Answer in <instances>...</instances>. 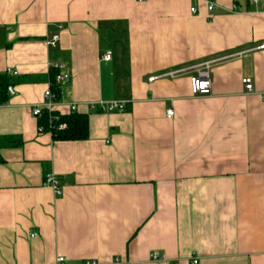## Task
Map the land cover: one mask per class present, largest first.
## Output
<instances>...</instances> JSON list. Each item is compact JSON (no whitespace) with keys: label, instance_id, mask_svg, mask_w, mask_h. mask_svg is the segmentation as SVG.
Instances as JSON below:
<instances>
[{"label":"crops","instance_id":"1","mask_svg":"<svg viewBox=\"0 0 264 264\" xmlns=\"http://www.w3.org/2000/svg\"><path fill=\"white\" fill-rule=\"evenodd\" d=\"M213 1L0 0V264H264V0ZM52 67L86 139L38 130Z\"/></svg>","mask_w":264,"mask_h":264},{"label":"built area","instance_id":"2","mask_svg":"<svg viewBox=\"0 0 264 264\" xmlns=\"http://www.w3.org/2000/svg\"><path fill=\"white\" fill-rule=\"evenodd\" d=\"M204 1L205 3H207V9L208 10H211L214 6V1L213 0H202ZM253 3H257L258 0H252ZM196 9L195 7H191L190 8V12H195ZM58 40V36L57 35H54L51 37V39H49L47 41V44L48 45H55V43L57 42ZM258 49H262L264 48V44L262 45H259L257 47ZM110 58V52L107 51L105 52L103 55H101L100 59L101 60H108ZM211 61H208V62H204V63H200V64H197V65H194L193 66V75H191L189 77V83H190V89L192 90V93L193 94H196V95H208L211 91L210 87H211V80H210V76L208 74V67L210 65ZM55 67H60L58 65H54ZM11 70L10 69H6V73H9ZM179 71H181L179 69ZM179 71H170L168 73H165V74H168V75H174L176 73H178ZM13 74H15L16 72H12ZM164 74V75H165ZM67 74L66 73H62L60 72L59 74H56L54 76L55 78V82L60 85L62 83H64L65 81L68 80L67 78ZM159 76H150L148 80H153L155 78H157ZM161 77V76H160ZM244 83L248 84L249 83V79H244L243 80ZM44 95V102L42 104H37V105H34L32 106L31 108V114L37 118H39L42 114V112L44 110H48L49 112H52V113H56L54 115H51L50 117L52 119H57L58 117H60L61 115H63L62 113H58L57 112V109H56V105L58 103V99L56 98V94L53 93L50 88H46V90L43 92ZM125 102L124 101H108V102H105V103H100V106L102 107L103 110H110V111H120L122 109L125 108ZM69 108V113H72L76 110V107L75 105L73 104H70L68 106ZM173 114V110L172 109H167L166 110V116L167 117H170L171 115ZM65 126V123H61L58 125V128L59 129H62L63 127ZM38 130L39 131H44L43 128L41 126H38ZM45 182H47L51 187H52V190L53 192L58 195L60 194L61 192V189H60V186H59V183L57 182V179L55 178V176L51 173H49L46 177H45ZM36 233H31L30 234V237H34ZM151 259H160V255L159 253H157L156 251L152 252V255H151ZM192 262L194 264L197 263V259L194 258L192 260ZM56 264H64V258L63 257H58L57 258V261H56ZM81 264H91L89 261H84L83 263Z\"/></svg>","mask_w":264,"mask_h":264},{"label":"trees","instance_id":"3","mask_svg":"<svg viewBox=\"0 0 264 264\" xmlns=\"http://www.w3.org/2000/svg\"><path fill=\"white\" fill-rule=\"evenodd\" d=\"M57 74L55 68H50L49 78H50V90L56 94L58 99L60 96L59 88L61 86L55 83L54 76ZM10 81L4 73L0 74V105L4 103L8 98ZM56 113L49 112L44 110L41 116L38 118V126H41L44 131H49L52 135V138L55 140H77V139H86L88 135V122L87 116L81 113H67L63 114L57 119H52L50 116ZM65 123V126L62 129L58 128V125ZM11 139L6 137V139Z\"/></svg>","mask_w":264,"mask_h":264},{"label":"water","instance_id":"4","mask_svg":"<svg viewBox=\"0 0 264 264\" xmlns=\"http://www.w3.org/2000/svg\"><path fill=\"white\" fill-rule=\"evenodd\" d=\"M9 90H10V88H9Z\"/></svg>","mask_w":264,"mask_h":264}]
</instances>
